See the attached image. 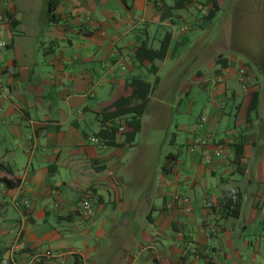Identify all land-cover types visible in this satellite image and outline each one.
<instances>
[{
  "label": "crops",
  "instance_id": "obj_1",
  "mask_svg": "<svg viewBox=\"0 0 264 264\" xmlns=\"http://www.w3.org/2000/svg\"><path fill=\"white\" fill-rule=\"evenodd\" d=\"M174 1L19 0L34 23L18 18L15 0H0L9 41L0 53V264H51L36 256L47 249L59 254L54 264H264V39L223 34L207 54L211 43L199 46L191 33L202 22L200 0L183 9ZM218 2L220 12L228 1ZM250 10L264 30V0ZM168 32L155 74L138 49H158ZM241 66L249 74L242 100ZM138 76L160 79L142 129L133 145L120 136L107 146L96 137V112ZM195 86L211 101L197 112ZM253 91L259 106L249 116ZM216 150L222 156L206 163L203 154ZM233 190L243 195L239 217L225 209ZM86 197L90 218L77 210ZM18 236L26 249L16 248Z\"/></svg>",
  "mask_w": 264,
  "mask_h": 264
},
{
  "label": "trees",
  "instance_id": "obj_2",
  "mask_svg": "<svg viewBox=\"0 0 264 264\" xmlns=\"http://www.w3.org/2000/svg\"><path fill=\"white\" fill-rule=\"evenodd\" d=\"M196 0H175L173 8L183 9L194 4ZM53 1L50 2L52 5ZM203 3L209 6L208 14L203 15L205 18L213 19L220 10V4L218 0H203ZM10 19L11 24H16V19L11 13L5 10V14ZM49 18L53 20L55 18V12L52 9L49 11ZM171 33L165 34L162 39L161 45L158 49L149 47L139 48L138 57L148 58L152 62L151 70L156 74L157 67L154 64L155 60L164 59L170 48ZM224 59H218V63H222ZM225 65V64H224ZM159 77H156L154 82H150L140 76L131 78L126 86L130 88V92L127 95H121L116 98L112 103L100 108L96 112L97 119L101 122L102 128L97 132L96 137L101 140L107 146H117V139L123 136L125 144L133 145L136 141L138 133L142 129V117L145 114L151 95L159 82ZM259 106V93L253 91L249 95V104L246 108L248 115L253 112H257ZM202 118V116H201ZM200 118V121H201ZM125 121V124H122ZM199 142V141H198ZM170 156V154H169ZM7 185H10L11 180L2 178ZM19 181H15V185H18ZM29 198H25L22 202ZM243 204V195L238 190H233L227 193V203L225 206L228 216L239 217Z\"/></svg>",
  "mask_w": 264,
  "mask_h": 264
},
{
  "label": "rangeland",
  "instance_id": "obj_3",
  "mask_svg": "<svg viewBox=\"0 0 264 264\" xmlns=\"http://www.w3.org/2000/svg\"><path fill=\"white\" fill-rule=\"evenodd\" d=\"M25 3L28 2L30 4L32 0H23ZM228 3H226L222 10L217 13V15L213 19L205 18V16H200L202 18V22L200 23V26H195L191 33L194 35L198 34L199 38L196 41L199 46L203 45L204 43L208 41L209 44L211 43L210 47L208 46L207 54H211L214 51V48H212V45H215L216 48L222 47L223 44L220 41L222 39L221 37H224L223 34L228 35H234V38L238 36L240 38L241 34H243V37H245V40L247 42H255L259 38L264 39V30L263 26L260 27V21L258 20L257 16L254 14L253 10H250L251 8H255L257 0H227ZM33 3V2H32ZM231 3V6H229ZM198 9L199 5L204 4L203 0L196 2ZM15 6L18 10V18H25L27 20L31 19L34 23L38 22V19L36 18L37 15L35 14H24V12L19 13V6L22 7V5L19 4V0H15ZM199 15V14H198ZM39 16V15H38ZM37 20V22H36ZM229 20L233 21V23H229ZM230 28V29H229ZM230 32H229V31ZM237 37V38H238ZM196 39V38H195ZM243 40V38H242ZM239 46V39L235 42L234 48L226 47L227 55H234V50ZM203 61H200L198 64H200ZM203 63H201V66ZM207 68L205 67V69ZM235 89L241 94V100L243 98L244 92L241 90V83L235 84ZM243 88V87H242ZM192 98L195 100V106L194 111H202L204 105H209L210 96L208 91H202V89L197 88V86L194 87V90H192ZM228 102L230 105H232V102ZM176 117H174V120H176ZM179 119V118H178ZM177 119V120H178ZM164 132L171 131L169 128H163ZM140 139V136L138 137V140ZM143 141L146 140V137L142 139ZM143 141H141V144H143ZM170 147V144L165 145V151L168 150Z\"/></svg>",
  "mask_w": 264,
  "mask_h": 264
},
{
  "label": "built area",
  "instance_id": "obj_4",
  "mask_svg": "<svg viewBox=\"0 0 264 264\" xmlns=\"http://www.w3.org/2000/svg\"><path fill=\"white\" fill-rule=\"evenodd\" d=\"M209 11V6L202 4L199 5V12L201 15H206L208 14ZM2 16L0 15V20H2ZM4 22L1 23V27L3 28L4 26ZM9 46V41L4 37V35L2 34V32H0V53L2 51H4L7 47ZM10 73H13V70H9ZM237 80L239 83H241L242 87L245 90L249 89V74H248V70L245 66H241L238 69L237 72ZM208 121L207 116L203 115L200 121L201 126L204 125L206 122ZM201 148V142L197 141L193 144V149L199 150ZM222 156V151L221 150H216L214 151V153H204L202 158L206 163H211L215 158L217 157H221ZM189 199L185 198L183 200L184 204H188ZM31 200L30 199H26L24 201V206L27 210H29L31 208ZM203 205L207 208H212L213 207V202L209 199V200H205L203 202ZM78 213L84 217V218H90L94 215L95 213V208H94V202L93 199L91 197H86L84 199H82L79 203L78 206ZM190 208H188L187 206V211H189ZM27 245L25 242L23 241H19V236L17 237V242H16V248H20V249H26ZM59 255V254H58ZM56 255L53 250L51 249H47L44 250L42 252H38L36 254L37 257L39 258H50L51 264H54L53 259L58 256ZM1 264H9V258H2L1 259Z\"/></svg>",
  "mask_w": 264,
  "mask_h": 264
}]
</instances>
